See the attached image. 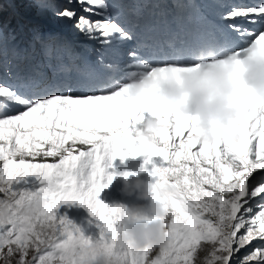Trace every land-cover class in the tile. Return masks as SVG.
Instances as JSON below:
<instances>
[{"label": "snow or ice", "instance_id": "1", "mask_svg": "<svg viewBox=\"0 0 264 264\" xmlns=\"http://www.w3.org/2000/svg\"><path fill=\"white\" fill-rule=\"evenodd\" d=\"M130 2L80 0L88 5L84 12L102 19L80 16L75 28L105 46L130 41L133 34L121 19V10ZM56 14L69 20L76 16L70 10ZM236 17H246L252 25H264V3L234 9L223 17L233 21L229 28L249 44L264 41V28L241 29L234 23ZM129 56L133 62L124 70L140 64L154 67L135 52ZM4 58L0 36V68L4 67ZM7 65L11 76V60ZM159 68L167 71V66ZM124 85L121 83L112 94L74 95L72 85L53 83L49 87L63 89L66 94H34L31 99L16 88L0 85L5 107L11 102L24 109L0 118V193L4 194L0 205L6 202L5 194L12 196L10 218L0 224V253H7L9 258L19 254L17 264H91L97 249L115 257L116 264H194L203 242L212 245L206 264H264V243L243 259L237 255L253 241L264 242V110L245 100V110L234 128L240 139L202 143L195 139L193 118H176L155 98H146L139 107L127 96ZM26 86L47 91L35 82ZM147 119H158L165 125L155 143L136 139L137 129ZM69 141L92 147L74 154L75 147H65ZM45 144L49 148L43 155L59 156L58 162L15 159L24 153L39 155ZM141 155L147 157L146 164L153 157L160 158L161 166L154 167L150 175L158 182L157 194L160 189L171 191L163 201L169 213L165 222L168 243L158 249L137 251L119 248L115 243L119 229L130 219L127 210L109 208L98 197L113 180L106 174L109 161ZM27 177H35L41 186L35 191L22 187ZM169 177L174 182L169 183ZM32 198H42L45 205L41 212L26 216L24 206ZM77 204L102 223L95 240L85 238L68 219L57 216L61 205ZM241 229L244 231L238 236ZM29 249L33 255L26 260ZM153 252L156 254L150 258Z\"/></svg>", "mask_w": 264, "mask_h": 264}, {"label": "clouds", "instance_id": "2", "mask_svg": "<svg viewBox=\"0 0 264 264\" xmlns=\"http://www.w3.org/2000/svg\"><path fill=\"white\" fill-rule=\"evenodd\" d=\"M124 89L139 107H143L146 98H155L176 118H193L195 139L199 142L238 141L240 136L234 128L245 110V100L264 110V41H254L239 52L219 58L211 51L202 53L192 65H169L163 72L159 67L140 64L129 71ZM164 127L158 119H147L137 129L136 139L155 143ZM157 183L152 178L145 181L138 176L131 180L128 175L123 177V195H137L138 199H151L153 203L147 214L142 208L132 211L125 208L130 219L119 229L117 247L139 251L158 249L168 243L165 222L169 213L163 201L171 190L160 189L157 194ZM5 200L0 205V224L6 223L11 215L12 196L5 194ZM44 205L42 198H32L24 206V215L39 213ZM89 215L93 217L91 211ZM0 259L4 264H12L7 253ZM91 264H116V260L103 249H97Z\"/></svg>", "mask_w": 264, "mask_h": 264}, {"label": "rangeland", "instance_id": "3", "mask_svg": "<svg viewBox=\"0 0 264 264\" xmlns=\"http://www.w3.org/2000/svg\"><path fill=\"white\" fill-rule=\"evenodd\" d=\"M13 1L12 4L15 2L18 7L17 16V23H20L24 27L21 26L22 31H25L27 34V38L29 41L32 42L31 50L32 55L35 56V59L38 61V65L31 68L26 67V63L28 62L29 54L26 50V46L24 41L18 42L17 36L14 35V32H10L6 34L0 28V36H2L3 44H4V51H5V64L3 68H0V85H7L9 87H13L17 85L19 89H23L26 85V79L28 80V84L30 85L31 82H35L40 85L42 84H50V82L46 83L45 79L48 76L60 74L63 68V62L65 61H73L76 60V57H80L84 52L74 54V50L77 49L76 44L84 43L85 47H91L94 51L97 47L98 43L91 41L93 39H89L86 35L82 34L78 29L75 28V23L78 21L80 16H88V13L83 11L84 7H88L86 4H81L80 0H9ZM6 5H11L7 0L5 1ZM204 6L208 8V5L204 3ZM1 8V7H0ZM213 8H216L214 5ZM63 10H70L76 13V16L73 17L71 20L68 18H61L56 13L61 12ZM5 14L4 11L0 10V14ZM32 23L37 24L41 27V29L37 32H27V25L25 23ZM55 26L59 29H69L72 33L73 37V47L71 44H65L61 38L59 33L50 32L47 30L48 28L45 26ZM18 33L20 36V31L18 29ZM59 40H61L62 45L59 46ZM15 44V45H13ZM89 44V45H87ZM83 47L80 51H86L89 48ZM227 47V46H225ZM25 48V49H24ZM80 49V46H78ZM228 51V49H227ZM233 51V50H232ZM21 53V58L20 54ZM195 53L191 54V57L195 56ZM92 52H90V55ZM111 58L115 61L119 57L117 52H112L109 54ZM67 58V59H66ZM18 59H21L19 63ZM11 60L12 67H11V76L7 74L8 72V65L7 61ZM128 58H126L125 62H129ZM131 61L132 58H131ZM15 62V64H14ZM20 64V66H19ZM119 66L122 65L121 62L118 63ZM126 65V64H125ZM123 65L122 67H124ZM18 72H16V70ZM113 69V67L109 68ZM101 70V69H100ZM16 72V73H15ZM122 75L123 72L120 71L118 75ZM95 73L93 76H96ZM117 81V77L114 78ZM114 81V82H115ZM58 83V82H57ZM118 85V84H117ZM114 86V89L106 91V87L102 85V83L97 82L91 85L88 91V86H84L83 89L85 90L83 93H79L80 95H85L91 93L94 95L98 92H106L107 94H112L113 91L119 89V86ZM32 87V86H31ZM34 88V87H33ZM111 88V87H110ZM37 89V88H35ZM97 89V90H96ZM38 91V90H36ZM40 91V89H39ZM47 92V91H44ZM34 93V92H33ZM32 93V94H33ZM114 93V92H113ZM105 94V95H107ZM5 100L3 97H0V118H3L5 114L7 115H15L19 112L23 111L24 109L21 106H17L12 104L11 102H7L8 107H5ZM10 109V110H9ZM187 134L185 133V136ZM3 143V142H0ZM49 148V145L45 144L44 147ZM43 147V148H44ZM65 147H75L76 151L74 154H78L79 151H88L91 149L92 145L90 144H75L73 145L71 141L65 145ZM199 145L197 146V148ZM35 151V150H34ZM41 151V150H40ZM193 151H196L194 149ZM38 155H29L27 153L22 154V156L18 155L15 157L17 161L21 158L25 159L26 161H31L33 163H55L58 162L59 156L56 157H46L42 158L38 162L37 160ZM36 159V160H35ZM45 159V160H43ZM147 159L146 156H138L136 158L127 157L124 160L117 158L114 161H109L110 167L106 168V174L113 177L112 183L105 188L99 195L98 199L106 204L109 208L112 207H124L129 211H132L136 208H142L145 210L147 214L148 210L152 206L151 199L149 200H141L138 199L137 195H133L131 197L125 196L122 193L123 189V177L128 175V178L135 179L137 176L142 180H149L152 178V182L155 183L156 178L152 177L150 173L152 172L154 167L161 166L162 161L158 157H153L151 163L146 164L145 160ZM49 161V162H48ZM3 161H0V166H2ZM26 181V183H25ZM25 181L21 182L22 187L29 188L33 191L37 190L41 185L40 182L35 177H27ZM174 182L171 177H169V183ZM4 198V194L0 193V199ZM58 217H66L68 221H70L71 225H74L76 228L80 229V232L84 235L85 238H91L95 240L100 235V230L103 227L102 223L98 221L96 218L89 215V210L85 207L80 205H61L60 208L57 210ZM243 229H241V233H238V236L243 233ZM260 241H253L252 244L246 246L245 249H242L237 255L239 259H243L245 255L249 252L253 251L255 248L261 245ZM212 245L208 243H201L198 248V251L195 255L194 264H206V261L211 259V252ZM4 252H7V249H4ZM156 253L153 252L150 254V258L154 256ZM33 252L29 249V255L25 258L26 260H30ZM0 256H3V253H0ZM9 259L12 260V264H17V260L19 259V254H16ZM0 264H4V261L0 259Z\"/></svg>", "mask_w": 264, "mask_h": 264}, {"label": "bare ground", "instance_id": "4", "mask_svg": "<svg viewBox=\"0 0 264 264\" xmlns=\"http://www.w3.org/2000/svg\"><path fill=\"white\" fill-rule=\"evenodd\" d=\"M201 32H204L205 33V30H202ZM149 44L155 42V43H158V40H157V35L156 34H153V35H149L148 37L145 38ZM232 41V38L229 36V35H224L221 40H220V43H224V45L226 44H229L230 42ZM228 49V51H227ZM197 49H189L186 51L185 55L184 56H181L179 58H174V59H170L167 57L166 53H165V50H163L162 54H157V56L161 59L159 61L156 62V65L154 67H165V66H169V65H177V66H187V65H192L196 62V59L197 57H191V54L195 53ZM233 50V51H232ZM209 51H207V48L203 47L202 50H201V54H207ZM217 53V54H216ZM229 53H235V47H225L218 51V50H215L214 51V55L216 57H221V56H225V55H228ZM186 56H189V58H187ZM122 71L123 74L121 75H118L117 76V86H119L121 83H127L128 82V79H129V71L130 70H124V67H120L119 68V72ZM96 72H89L87 73L86 75L89 76V77H93V75L95 74ZM97 74V73H96ZM100 82V80H99ZM58 83H61L60 80H58ZM94 83H97V82H91V83H88V82H81L80 80H75L74 78H72L70 80V85H73L75 87H78V92L79 93H83L85 90L83 89L84 86H88V85H91V84H94ZM76 88H74L73 90H75ZM106 91H109V90H112L114 89V86H111V88H105ZM92 90L94 89H91V90H88L89 92H92ZM97 90V89H96ZM58 94H66L64 92L63 89H58ZM85 95H91V93H88V94H85ZM47 147L45 146L41 151H40V154L37 156V160L38 162L40 160H42V158H45V156L43 155V152L44 151H47ZM36 160V159H35ZM45 160V159H43ZM49 162V161H48ZM43 163H46V162H43Z\"/></svg>", "mask_w": 264, "mask_h": 264}, {"label": "trees", "instance_id": "5", "mask_svg": "<svg viewBox=\"0 0 264 264\" xmlns=\"http://www.w3.org/2000/svg\"><path fill=\"white\" fill-rule=\"evenodd\" d=\"M13 2V1H12ZM0 10L4 11L5 14H0V28L2 29L3 32L6 34H9L10 32H14V35H17L16 31V26L18 25L17 23V12H18V7L16 3H13V7L6 5L5 0H0ZM25 23V21H24ZM25 25H28L30 27V31H39V26H34L32 27L30 24L25 23ZM27 32H29L27 30Z\"/></svg>", "mask_w": 264, "mask_h": 264}]
</instances>
